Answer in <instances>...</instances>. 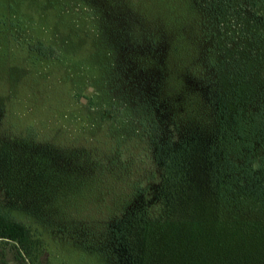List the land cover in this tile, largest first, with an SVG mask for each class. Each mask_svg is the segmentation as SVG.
I'll use <instances>...</instances> for the list:
<instances>
[{
    "label": "rangeland",
    "instance_id": "obj_1",
    "mask_svg": "<svg viewBox=\"0 0 264 264\" xmlns=\"http://www.w3.org/2000/svg\"><path fill=\"white\" fill-rule=\"evenodd\" d=\"M129 3L0 0V208L41 240L32 263L0 240V264H122L113 221L167 132L163 23Z\"/></svg>",
    "mask_w": 264,
    "mask_h": 264
},
{
    "label": "trees",
    "instance_id": "obj_2",
    "mask_svg": "<svg viewBox=\"0 0 264 264\" xmlns=\"http://www.w3.org/2000/svg\"><path fill=\"white\" fill-rule=\"evenodd\" d=\"M129 1L163 23L167 132L155 182L113 221L122 264H264V0ZM0 240L39 256L32 228L1 208Z\"/></svg>",
    "mask_w": 264,
    "mask_h": 264
},
{
    "label": "water",
    "instance_id": "obj_3",
    "mask_svg": "<svg viewBox=\"0 0 264 264\" xmlns=\"http://www.w3.org/2000/svg\"><path fill=\"white\" fill-rule=\"evenodd\" d=\"M83 100H84V98H83Z\"/></svg>",
    "mask_w": 264,
    "mask_h": 264
}]
</instances>
